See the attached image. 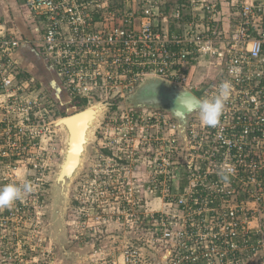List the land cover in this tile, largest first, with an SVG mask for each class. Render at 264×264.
<instances>
[{"label":"built area","instance_id":"built-area-1","mask_svg":"<svg viewBox=\"0 0 264 264\" xmlns=\"http://www.w3.org/2000/svg\"><path fill=\"white\" fill-rule=\"evenodd\" d=\"M21 1L32 41L0 16V186L41 180L43 171L30 178L28 169L43 170L48 146H59L51 95L18 56L34 42L68 100L116 101L99 131V155L121 148L116 156L143 173L126 209L111 210L127 234H138L123 235L112 264H152L146 235L169 264H264V0ZM206 63L212 79L203 84L205 74H194ZM149 75L200 100L224 80L233 92L217 127H205L196 112L181 139L163 110L118 108ZM222 167L233 169L227 180ZM28 199L0 209V224L22 221Z\"/></svg>","mask_w":264,"mask_h":264},{"label":"rangeland","instance_id":"rangeland-1","mask_svg":"<svg viewBox=\"0 0 264 264\" xmlns=\"http://www.w3.org/2000/svg\"><path fill=\"white\" fill-rule=\"evenodd\" d=\"M185 8L188 11L191 10L188 6ZM179 24H184V21ZM199 69L205 70L199 71L200 74L195 72L194 77L200 78L201 75L205 74L202 76L200 83H210L212 79L211 72L213 71L210 63L203 64L202 67L199 65ZM47 72L48 75H54L53 71L48 70ZM35 73L38 74V71H35ZM52 80L56 82H54V85L58 83L53 76ZM51 85L53 86V84ZM52 86L50 98L55 110L57 106L64 108L63 103L67 99L65 94L60 88L56 89ZM123 106L124 99L122 104H118V108ZM64 109L71 112L73 107L65 106ZM56 119H53V122ZM55 130V135L51 134V136L59 146L56 149L54 146H48L50 160L47 166L44 164L43 170L39 168V171L36 172L34 170L37 169H28L30 178L40 176L42 171L44 175L41 180L35 179L32 185L34 191L26 195L29 197V206L22 212V221L14 219L0 224V264H112L113 260H119L122 245L126 241L123 235H133L131 238L134 240L133 238L138 234H132V230L131 232L129 230V234H127L128 227L112 219V212L108 210L106 195L103 193L97 192L101 200L98 202L102 211L97 205L98 209L92 206V198L96 195L95 193L93 195V192L90 191L92 189L90 182L94 184L93 180L95 179L98 182L95 186H100L99 177L106 174L107 169H109L106 154L97 156V151L95 153L93 147L97 148V141V145L92 146L90 149V155L83 172L70 187L69 200L64 214L65 231L62 232V236L60 235L62 238L55 237L57 228H51V184L57 164L60 161L59 151L61 146L60 133L56 128ZM97 137H100L99 133ZM99 148L98 145L97 150ZM112 151L115 156H122L123 154L122 149L116 146ZM100 158H103V160ZM17 174L19 175V181L24 182L26 174L23 169L17 171ZM31 181L32 179H30V183ZM82 184L84 187H82ZM81 187L84 188L82 195L79 194ZM97 190H100V188L97 187ZM34 192H37L39 196H41L39 192H42L43 200L38 198ZM25 218L27 219L25 220ZM98 220L100 221L96 222ZM145 249L152 264L170 263L166 254L160 252L158 243L150 235L145 236Z\"/></svg>","mask_w":264,"mask_h":264},{"label":"water","instance_id":"water-1","mask_svg":"<svg viewBox=\"0 0 264 264\" xmlns=\"http://www.w3.org/2000/svg\"><path fill=\"white\" fill-rule=\"evenodd\" d=\"M200 99L186 88L161 77L145 76L125 97L128 109H151L167 112L177 122V133L181 139L191 116L198 112ZM109 101H97L73 113L57 118L53 127L60 133V161L51 184V228H57L55 237L65 231L64 214L67 209L72 183L84 170L92 146H96L97 135L106 117L111 113ZM191 109V111H189Z\"/></svg>","mask_w":264,"mask_h":264},{"label":"flooded vegetation","instance_id":"flooded-vegetation-1","mask_svg":"<svg viewBox=\"0 0 264 264\" xmlns=\"http://www.w3.org/2000/svg\"><path fill=\"white\" fill-rule=\"evenodd\" d=\"M39 54V53H38ZM41 56V54H39ZM45 59L42 57V65L41 68L38 69V74L35 72L32 73L30 71L31 77L34 79V81L42 87L47 90L50 93V78L48 76L45 77L44 74V67L43 63H45ZM47 63V62H46ZM70 100L66 99L63 103V107L65 106L69 107ZM95 150V153L97 151V156L99 155L98 152V145L97 148L93 147ZM106 151L103 150V153ZM106 154V153H105ZM95 156V154H94ZM108 157V166L109 169H107L106 174H103L101 177H99L100 186H95L98 182L97 180H93L94 184L90 182L92 189H90L91 192H93V195L95 193L96 197L92 198V206L94 208L99 207V209L102 211V208L99 206V202L101 201L99 196L100 194L106 195V201L108 205V210H124L127 207V203L130 199L128 191L132 188H137L139 190L143 189L144 186V177L143 173L140 168L136 167V163H132L128 158L126 159H120V157H117L115 155L107 154ZM103 160V158H100ZM96 170V169H95ZM97 172V171H96ZM93 174V173H92ZM93 175H97L96 173ZM98 177V176H97ZM82 187L84 185L82 184ZM81 187V190L79 191V194H83L84 188ZM97 187L100 188V190H97ZM99 191V193H97ZM99 201V202H98ZM98 207H97V206ZM107 210V211H108ZM100 220L96 221L99 222ZM127 232V231H126Z\"/></svg>","mask_w":264,"mask_h":264},{"label":"clouds","instance_id":"clouds-1","mask_svg":"<svg viewBox=\"0 0 264 264\" xmlns=\"http://www.w3.org/2000/svg\"><path fill=\"white\" fill-rule=\"evenodd\" d=\"M232 92V81L224 80L219 84L215 94L200 100L198 105V117L205 127H217ZM189 111H191V109H189ZM232 172V168L222 167L220 175L223 179L227 180L228 174ZM33 191L34 188L29 182H24L22 184L13 182L0 186V209L11 208L17 200L23 199Z\"/></svg>","mask_w":264,"mask_h":264},{"label":"crops","instance_id":"crops-1","mask_svg":"<svg viewBox=\"0 0 264 264\" xmlns=\"http://www.w3.org/2000/svg\"><path fill=\"white\" fill-rule=\"evenodd\" d=\"M0 16L6 20L8 25L13 26L16 29V34H18L19 38H26L27 40L35 37V33L32 32L29 19L26 15V9L24 8L21 0H0ZM34 42H25L21 45L19 49L18 56L21 60L22 64L27 67L29 71L34 73L41 68L42 65V56L36 53L33 49ZM46 61V60H45ZM47 62V61H46ZM43 63V67L46 76H51L50 78V89L51 84L52 87L58 88V84L54 85L52 80V76L57 79V75L55 74L51 65L47 63ZM48 70L53 71L54 75H48ZM56 83V82H55ZM59 89V88H58Z\"/></svg>","mask_w":264,"mask_h":264},{"label":"trees","instance_id":"trees-1","mask_svg":"<svg viewBox=\"0 0 264 264\" xmlns=\"http://www.w3.org/2000/svg\"><path fill=\"white\" fill-rule=\"evenodd\" d=\"M17 37H20L18 34H16ZM33 49L36 53L39 52V47L36 45V44H33ZM40 54V53H39ZM116 101H115V104L113 105L112 109H115L117 106H116ZM88 103H87V99L85 98H73L72 100H70V103H69V106L73 107L72 111L71 112H68L66 109L64 108H61L59 106L56 107V110H55V106H54V112H52L50 114V116L54 119L58 118V117H62V116H65V115H68L70 113H73L81 108H84L85 106H87ZM106 153H109L107 152V150H105Z\"/></svg>","mask_w":264,"mask_h":264}]
</instances>
